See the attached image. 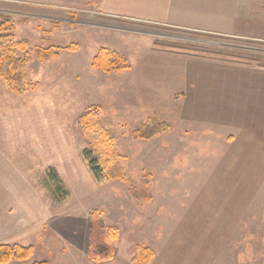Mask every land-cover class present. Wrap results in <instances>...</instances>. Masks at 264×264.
<instances>
[{"label": "rangeland", "instance_id": "1", "mask_svg": "<svg viewBox=\"0 0 264 264\" xmlns=\"http://www.w3.org/2000/svg\"><path fill=\"white\" fill-rule=\"evenodd\" d=\"M251 9L245 34L228 36L110 20L96 0H0L13 41L57 52H30L29 104L6 122L0 152L22 176L8 181L23 207L11 223L25 227L9 245L33 247L7 264H135L137 247L148 264H264V0ZM101 47L129 69L92 68ZM90 105L118 177H95L83 155L76 122ZM150 119L164 130L133 138Z\"/></svg>", "mask_w": 264, "mask_h": 264}, {"label": "crops", "instance_id": "2", "mask_svg": "<svg viewBox=\"0 0 264 264\" xmlns=\"http://www.w3.org/2000/svg\"><path fill=\"white\" fill-rule=\"evenodd\" d=\"M251 5L252 0H96V9L110 20L125 19L228 36L245 34L242 31L251 20ZM25 96L26 93L11 95L0 80V138H3L0 139V148H5L3 145L7 148L11 146L10 142L4 140L7 128L11 129V126H6V122L11 123L13 118L18 119L23 108L29 104ZM23 105L25 106L22 107ZM6 164L0 152V244L18 243L17 240L24 236L25 228L20 220L15 224L11 223L12 203H15L8 181L22 176L9 173ZM15 205V210L23 211V207ZM12 226L16 228L13 232Z\"/></svg>", "mask_w": 264, "mask_h": 264}, {"label": "trees", "instance_id": "3", "mask_svg": "<svg viewBox=\"0 0 264 264\" xmlns=\"http://www.w3.org/2000/svg\"><path fill=\"white\" fill-rule=\"evenodd\" d=\"M12 31L13 24L8 18L0 21V80L4 82L8 92L22 94L28 88L25 66L30 59V52H33L40 62L50 58L54 59L57 56V52L52 47L29 49L26 40L13 41ZM76 48V45L68 47L70 50H75ZM90 65L104 74L120 73L129 69L128 60L124 56L105 47L98 49L97 53L92 57ZM98 113L99 107L90 105L82 111L77 119V127L87 146V149L83 151V155L88 160V165L95 177L98 176L101 167L107 171L109 177H118L121 175V169L117 165L120 156L114 151L113 140L101 126ZM164 126V123L156 119H150L135 129L132 132V137L135 139H149L163 131ZM114 170H117V172H114ZM147 182L146 179V186ZM144 189L147 190V187ZM133 191H135L137 196H139L140 192H144L137 189ZM105 238L113 241L116 235L114 232H110L106 234ZM32 252L33 247L30 245L0 244V264H7L11 260H26L31 257ZM152 256L153 252L150 248L137 247L133 261L135 264H148ZM33 264L48 263L47 261H40Z\"/></svg>", "mask_w": 264, "mask_h": 264}]
</instances>
